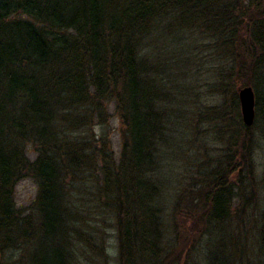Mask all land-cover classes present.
I'll return each instance as SVG.
<instances>
[{
    "label": "trees",
    "instance_id": "1",
    "mask_svg": "<svg viewBox=\"0 0 264 264\" xmlns=\"http://www.w3.org/2000/svg\"><path fill=\"white\" fill-rule=\"evenodd\" d=\"M167 21L200 31L230 60L216 85L223 108L215 111L233 122L228 167L208 175L203 202L192 207L207 235L229 221L232 174L240 167L234 159L246 160L253 147L234 90L248 74L257 118L264 119V0H0V230L35 233L32 264H71L66 252L77 210L69 188L100 156L99 196L117 219L121 264L165 260L155 171L170 139L171 93L152 80L142 50ZM111 103L123 127L119 162L104 141L97 150L67 135L103 121ZM27 177L39 188L38 226L18 215L13 201ZM99 239L90 234L86 241L93 249Z\"/></svg>",
    "mask_w": 264,
    "mask_h": 264
},
{
    "label": "rangeland",
    "instance_id": "2",
    "mask_svg": "<svg viewBox=\"0 0 264 264\" xmlns=\"http://www.w3.org/2000/svg\"><path fill=\"white\" fill-rule=\"evenodd\" d=\"M142 61L163 93H171L166 104L173 113L167 126L170 139L161 147L155 171L159 187L155 203L161 208L162 245L167 254L162 264H264V119L256 115L249 128L253 147L248 158L234 159L240 167L232 174L236 199L229 221L211 234L200 235L203 227L192 212L193 205L197 209L203 202L208 175H213L219 165L221 169L228 167L233 122L230 115L222 121L215 111L223 108L224 97L216 85L220 72L230 67V60L200 31L183 30L167 21L156 26L144 42ZM250 76L237 81L234 90L249 87ZM106 108L103 121L95 119L88 129L67 135L77 141L88 139L97 150L104 141L119 162L123 127L115 104ZM26 150L32 160L37 156L32 146ZM100 158L97 162L91 158L96 169L91 165V171L69 188L68 201L73 212L77 210L71 218L73 230L66 252L71 264H121L117 219L99 196L103 156ZM38 193L36 181L27 177L16 184L13 195L18 215L30 216L36 226ZM90 234L100 238L93 249L86 241ZM34 235L24 237L21 231L6 233L1 229L0 264H32L31 256L39 242Z\"/></svg>",
    "mask_w": 264,
    "mask_h": 264
},
{
    "label": "water",
    "instance_id": "3",
    "mask_svg": "<svg viewBox=\"0 0 264 264\" xmlns=\"http://www.w3.org/2000/svg\"><path fill=\"white\" fill-rule=\"evenodd\" d=\"M238 97L240 101L243 122L247 127H252L256 118L255 92L252 87H245L239 90Z\"/></svg>",
    "mask_w": 264,
    "mask_h": 264
}]
</instances>
